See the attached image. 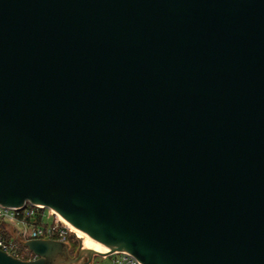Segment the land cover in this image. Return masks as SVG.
<instances>
[{
    "label": "water",
    "instance_id": "95a60500",
    "mask_svg": "<svg viewBox=\"0 0 264 264\" xmlns=\"http://www.w3.org/2000/svg\"><path fill=\"white\" fill-rule=\"evenodd\" d=\"M26 203L93 240L0 264H264V0H0V206Z\"/></svg>",
    "mask_w": 264,
    "mask_h": 264
},
{
    "label": "built area",
    "instance_id": "2783aa9c",
    "mask_svg": "<svg viewBox=\"0 0 264 264\" xmlns=\"http://www.w3.org/2000/svg\"><path fill=\"white\" fill-rule=\"evenodd\" d=\"M71 231L77 234V231L52 209L32 203H26L16 209L0 206V250L13 257L35 260L37 256L32 252L29 259H26L27 254L20 249V242L55 240L68 244ZM109 258L112 264H142L126 252L112 254Z\"/></svg>",
    "mask_w": 264,
    "mask_h": 264
},
{
    "label": "trees",
    "instance_id": "16d2710c",
    "mask_svg": "<svg viewBox=\"0 0 264 264\" xmlns=\"http://www.w3.org/2000/svg\"><path fill=\"white\" fill-rule=\"evenodd\" d=\"M42 212V211H41ZM68 244L70 246V254L72 257H74L79 249V242H78V235L71 231L69 237H68ZM19 247L22 251H24L27 254L26 259H29V257L32 255L28 248L25 246L24 242L19 243Z\"/></svg>",
    "mask_w": 264,
    "mask_h": 264
},
{
    "label": "rangeland",
    "instance_id": "374dc122",
    "mask_svg": "<svg viewBox=\"0 0 264 264\" xmlns=\"http://www.w3.org/2000/svg\"><path fill=\"white\" fill-rule=\"evenodd\" d=\"M77 234L83 242L89 241V239L85 235H83L79 232H77ZM80 239L78 238L79 244H80ZM92 264H112V263H111V259L109 257H95Z\"/></svg>",
    "mask_w": 264,
    "mask_h": 264
},
{
    "label": "bare ground",
    "instance_id": "6f19581e",
    "mask_svg": "<svg viewBox=\"0 0 264 264\" xmlns=\"http://www.w3.org/2000/svg\"><path fill=\"white\" fill-rule=\"evenodd\" d=\"M75 230H76V229H75ZM76 231L79 232V233H81V234H83V235H85V236L89 239V241L93 240L91 237H89L88 235L84 234L83 232H80V231H78V230H76ZM89 241H84V242H89ZM101 244H102V243H101ZM101 244H90V245L86 246L85 249H94V250H96V251H100V252H102L103 249H95V248L100 247ZM103 246H104V252H108V251H110V248H109V247H107V246L104 245V244H103Z\"/></svg>",
    "mask_w": 264,
    "mask_h": 264
}]
</instances>
